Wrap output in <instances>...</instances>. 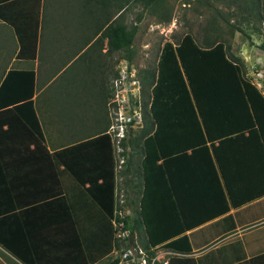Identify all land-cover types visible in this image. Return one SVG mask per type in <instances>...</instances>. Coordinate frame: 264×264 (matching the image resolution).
Masks as SVG:
<instances>
[{
	"label": "crops",
	"instance_id": "0c3cea01",
	"mask_svg": "<svg viewBox=\"0 0 264 264\" xmlns=\"http://www.w3.org/2000/svg\"><path fill=\"white\" fill-rule=\"evenodd\" d=\"M3 1L0 47L11 51L0 67V264H103L114 249L102 255L119 184L116 165L99 176L100 154L86 136L108 131L119 61L108 58L119 50L107 52L105 37L99 50L89 48L100 33L89 9L98 10L99 0ZM113 1L112 21L120 11ZM149 223L163 233V195L152 199ZM182 233L190 249H169L162 264H198L197 257L201 264H264V194Z\"/></svg>",
	"mask_w": 264,
	"mask_h": 264
},
{
	"label": "trees",
	"instance_id": "16d2710c",
	"mask_svg": "<svg viewBox=\"0 0 264 264\" xmlns=\"http://www.w3.org/2000/svg\"><path fill=\"white\" fill-rule=\"evenodd\" d=\"M99 1L98 10L89 9V15L96 21L95 32L100 30L89 48L97 43L99 50L105 37L106 51L119 50L121 57L129 61L127 52L135 27L109 20L111 11L107 3L111 0ZM129 1L133 0H114L113 4L116 6L117 2L122 10ZM257 1L260 0H251L254 5ZM262 3L264 6V0ZM259 46L264 49V42ZM175 49L177 59L157 69L156 77L147 70L144 80H140L150 89L149 111L142 114V125L136 127L138 133L134 136L130 133L128 141L132 140L129 148H135L139 157L134 172L140 176L141 185L138 188L136 181L130 186L134 189L132 194L137 195L133 214L120 215L117 211L120 202L112 198L110 215L104 224L109 241L102 255L120 243L114 235L113 221H122V228L128 233L142 231L145 235L142 247L148 253L152 252L150 246L158 244L186 252L190 245L182 233L184 230L223 213L229 205L235 207L264 194V95L240 78L237 58L226 55L223 41H206L198 46L185 33ZM253 128L260 129L232 137ZM97 137L103 138L102 143L96 144ZM110 137L106 129H91L86 136L89 150L100 154L95 159L99 176L111 173L116 165ZM222 138L209 148L164 160L163 165L157 162L162 156L169 157ZM141 163L146 166L138 169ZM112 182L110 179L103 183ZM162 195L163 233L158 234L156 229H150V204L153 198ZM128 199L132 201V195ZM128 236L123 243H128ZM117 260L118 257L110 258L108 264H116ZM152 264L159 263L153 260Z\"/></svg>",
	"mask_w": 264,
	"mask_h": 264
},
{
	"label": "rangeland",
	"instance_id": "374dc122",
	"mask_svg": "<svg viewBox=\"0 0 264 264\" xmlns=\"http://www.w3.org/2000/svg\"><path fill=\"white\" fill-rule=\"evenodd\" d=\"M260 1H257L256 4H259L256 6L251 0H157L149 3L133 0L127 2L122 10L119 9L114 20L122 22L127 27H135L132 43L127 52L130 60L121 57V51H115L108 59H119L117 63L112 64V68L118 69V72L126 71L127 76L136 80L134 84L137 86V93L134 101L140 111V125L142 114L149 111L150 99L149 87L140 80L141 78L144 80L147 70L153 71L156 77L157 69L168 66L173 59H177L175 48L185 33H188L198 46H203L206 41H223L227 47L226 55L237 58L235 64L240 78L252 84L264 95V49L259 46V43L264 42V6L263 0ZM2 22H5L7 30L13 33L7 19L3 18ZM15 35L19 47L21 43L19 32ZM9 50L11 51V48L7 45L4 50L0 47V67L5 64L1 63V59H8ZM259 129L245 130L233 134L232 137L245 136ZM138 131V128L134 127L131 133L134 136ZM131 141L127 143L125 140L123 144L116 145L112 140L111 144L116 162L114 175L119 184L115 202H120V208L117 209L120 215L133 214L137 195L132 194V201H129V190L131 193L134 192L130 186L132 187L136 181L139 184L138 188L141 185L140 176L134 172L139 157L135 148H129L132 145ZM210 146L212 144L208 147ZM172 157L176 156L163 159ZM145 166L146 164L141 163L138 169ZM123 191L126 195H123ZM114 227L118 229L115 223ZM118 240L120 243L117 252L119 250L121 252L128 245L131 252L135 251L133 247H142L140 233L128 236V243H123V237ZM150 249L151 253L146 251L148 261L150 256H155L154 260L159 264L165 261L169 253L164 244L163 247L159 245ZM114 250L103 260V264H108L110 258L118 257Z\"/></svg>",
	"mask_w": 264,
	"mask_h": 264
},
{
	"label": "built area",
	"instance_id": "2783aa9c",
	"mask_svg": "<svg viewBox=\"0 0 264 264\" xmlns=\"http://www.w3.org/2000/svg\"><path fill=\"white\" fill-rule=\"evenodd\" d=\"M127 74L126 71H120L113 79L112 94L109 101L111 120L108 132L116 145H119L122 139L126 140L128 143L132 129L141 123L140 111L134 101V97L137 93V86L134 84L136 80L133 77L127 76ZM114 223L118 227V229H115L114 233L118 239L131 235V233H128L127 229L122 228V221H113V225ZM128 246L121 252L120 250L117 252L118 249L115 248L114 251L118 254L116 264H152L155 257L152 256L148 261L147 253L142 247H133L132 249H135V251L131 252Z\"/></svg>",
	"mask_w": 264,
	"mask_h": 264
},
{
	"label": "clouds",
	"instance_id": "9594fccd",
	"mask_svg": "<svg viewBox=\"0 0 264 264\" xmlns=\"http://www.w3.org/2000/svg\"><path fill=\"white\" fill-rule=\"evenodd\" d=\"M112 94V93H111ZM134 234H133V232H132V234L130 235V237L131 236H133ZM131 241V240H130ZM143 248V247H142ZM115 249V248H114ZM145 250V249H144ZM146 251V250H145ZM147 253V252H146ZM148 257V256H147ZM152 256H150V258H151ZM153 257H155V256H153ZM155 259V258H154ZM148 260V259H147ZM153 263V262H152Z\"/></svg>",
	"mask_w": 264,
	"mask_h": 264
},
{
	"label": "water",
	"instance_id": "95a60500",
	"mask_svg": "<svg viewBox=\"0 0 264 264\" xmlns=\"http://www.w3.org/2000/svg\"><path fill=\"white\" fill-rule=\"evenodd\" d=\"M131 234H132V232H131Z\"/></svg>",
	"mask_w": 264,
	"mask_h": 264
}]
</instances>
